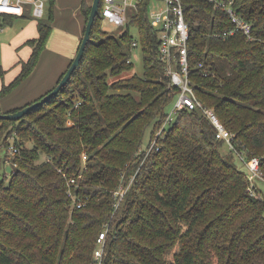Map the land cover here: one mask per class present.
<instances>
[{
  "label": "trees",
  "instance_id": "obj_1",
  "mask_svg": "<svg viewBox=\"0 0 264 264\" xmlns=\"http://www.w3.org/2000/svg\"><path fill=\"white\" fill-rule=\"evenodd\" d=\"M182 2L191 30L190 77L199 98L234 133V147L224 149L226 140L216 137L217 127L199 109H183L159 137L160 148L143 160L146 129L155 121L153 138L177 88L169 86L159 54L151 0L130 11L119 35L96 40L104 19L99 11L68 82L22 118H0V162L12 160L16 169L0 179V264H92L109 220L107 264H264V196L234 159L235 151L245 153V162L259 157L264 179V0H234L238 14L253 24L252 38L240 31L217 35L234 23L208 0ZM82 11L87 22L85 0ZM131 23L142 36L143 74L110 82L132 69ZM38 29L27 40L30 58L0 89V100L36 67L52 15L39 18ZM135 173L115 210L123 174L129 182ZM72 177L73 188L89 196L81 207L69 195Z\"/></svg>",
  "mask_w": 264,
  "mask_h": 264
},
{
  "label": "built area",
  "instance_id": "obj_2",
  "mask_svg": "<svg viewBox=\"0 0 264 264\" xmlns=\"http://www.w3.org/2000/svg\"><path fill=\"white\" fill-rule=\"evenodd\" d=\"M50 0H0V15H23L25 12H30L33 17L44 18L47 11V3ZM103 7L100 11L104 18L116 25H125L130 19V11L137 7L141 0H102ZM155 0H151V3ZM162 2V9L159 12L149 11L150 20L153 26L159 30V54L165 63V73L168 76L169 86L177 88L176 98L173 108L167 113L164 124L156 131L155 136L151 138L148 146L140 148V153L143 154V160L153 150L159 149V137L164 135L165 128L172 122L176 114L183 109H199L204 116L208 117L217 127L216 137L226 140L230 147H234V133L228 129L221 121L213 107L207 106L198 96L196 85L190 77V59H189V41L191 38L190 25L186 17V7L182 0H157ZM215 8L224 9L230 16L234 26L224 32H219V36H227L236 32H243L250 38L252 35L253 24L242 17L234 7V0H208ZM150 3V4H151ZM139 42L133 40L132 45L137 46ZM11 153H16L18 148L11 145ZM244 155V157H243ZM241 158L245 161V153H240ZM50 160V157H47ZM83 159H87V154H83ZM250 168L251 179L254 184L255 177H262L260 170L261 160L255 156L246 160ZM61 171V168H60ZM66 175L65 172H63ZM82 174H80L81 176ZM136 173L133 174L129 182L125 181L123 174L122 183L114 191L115 195V210L121 206L127 192L134 183ZM69 195L72 196L73 205L81 207L87 204L89 196L83 197L73 184L77 183V178L68 179ZM111 229V220L105 222L103 229L97 237L96 247L93 252L92 264H107L106 262V242L109 231Z\"/></svg>",
  "mask_w": 264,
  "mask_h": 264
},
{
  "label": "crops",
  "instance_id": "obj_3",
  "mask_svg": "<svg viewBox=\"0 0 264 264\" xmlns=\"http://www.w3.org/2000/svg\"><path fill=\"white\" fill-rule=\"evenodd\" d=\"M56 1L57 0H54L55 3ZM83 1L84 0L57 1L59 3V12L54 8L51 9L50 5L44 18H49L52 15L51 32L54 28L58 27V22H61L63 24V26H61L62 31L72 35L77 41L80 40L81 43L87 23L86 15L82 11ZM85 1L90 5L93 2V0ZM64 7L66 10L62 9ZM29 16L33 17L28 11L23 15H0V45L3 47V51L0 55V73L4 75L3 81H0V89L4 84L12 82L20 74L22 70V64L20 62L22 60H28L33 51L30 46V48H28L30 52L27 59L21 57L19 54V46L27 43V40L39 34L38 19L30 20ZM14 23H21L22 29L18 30L14 28L13 31H9V33L6 34V25H14ZM13 27L14 26H12L11 29H13ZM23 30L24 32H22ZM79 46L73 51L57 52V56L55 53L49 52L50 47L46 45L34 70L17 87L1 98V110L10 111L25 106L53 89L69 68L78 52ZM20 98H22L20 101H16V99Z\"/></svg>",
  "mask_w": 264,
  "mask_h": 264
},
{
  "label": "rangeland",
  "instance_id": "obj_4",
  "mask_svg": "<svg viewBox=\"0 0 264 264\" xmlns=\"http://www.w3.org/2000/svg\"><path fill=\"white\" fill-rule=\"evenodd\" d=\"M57 1H60V0H57ZM57 1H56V3L54 2L53 8L59 12V10H58L59 9V3ZM122 1L123 0H121V2ZM50 5H52V3H51V1H48L47 9L50 7ZM62 9L66 10L65 7ZM161 9H162V2H160V1L155 0L150 4V11L159 12V11H161ZM54 17H55V15H54ZM46 18H48V17H46ZM29 19L30 20H34V19L36 20L39 18L29 16ZM100 23H101V27L98 30L99 32H97L95 35L96 40L105 38L106 34L119 35L127 27L126 24L125 25H116V24L110 22L109 20H107L106 18L102 19L100 21ZM12 26H14L13 29H11ZM61 26H63V24L61 22H58V27L54 28V30L50 33V39L48 38L49 41L46 44L47 47H50L49 52L55 53V55H57V56H58L57 52H68L70 50H72V51L76 50L80 44V40L77 41V39L75 37H73L72 35L64 33L61 29ZM14 28L21 30L22 24L21 23H14V25L7 24L6 25V30H7L6 34H8L9 31H13ZM102 28L104 30H106V33H103ZM129 28H130L129 30H130L131 34L133 35V39L137 40L139 42V44L137 46H134L132 49V53H131V59L133 62L132 69L124 71L123 73H121L118 76L110 77L109 78L110 82L114 81L116 78H121V77L123 78V77L131 76L133 73L143 74L144 59H143V47H142V43H141L142 36L140 35L139 29L137 28V26L135 24H132V23L129 24ZM22 32H24V30ZM0 40H1V38H0ZM30 46L31 45L28 43L21 44L19 46L20 47L19 48V54L21 57H23V58L25 57L27 59L28 54L30 52V50L28 48H30ZM2 51H3V47H1V45H0V55H1ZM3 78H4V75H1V73H0V81L1 82L3 81ZM135 94L138 95V93H135ZM21 99L22 98L16 99V101H20ZM33 101H35V100H33ZM173 105H174V101L171 100L166 106V112H170L173 108ZM154 123H155V121L151 122L146 129L145 137H144V140L142 143L143 146H148V144L151 140V134H152V129L154 128ZM1 128H2V123L0 121V129ZM12 140L13 139H11V141ZM229 146H231V145L228 144L227 142L224 143V149L225 150L229 151L230 150ZM243 157H244V155H243ZM234 159H235V163L237 164V166L240 169H242L243 171H245L247 173L252 174V172L250 171V168L248 167V164L241 158L240 152H237V151L234 152ZM14 166H15V163L12 162V160H9L6 162L4 161V163L0 162V179L3 178L4 175H7L6 177H9L11 174H13L16 171ZM253 179H254V183H256V185L258 184L260 194L264 196V179H262L261 177H255ZM256 192H257V190H256Z\"/></svg>",
  "mask_w": 264,
  "mask_h": 264
},
{
  "label": "water",
  "instance_id": "obj_5",
  "mask_svg": "<svg viewBox=\"0 0 264 264\" xmlns=\"http://www.w3.org/2000/svg\"><path fill=\"white\" fill-rule=\"evenodd\" d=\"M100 5H101V0H93L91 4V11L88 17V21L86 23L85 32L81 40L78 52L76 56L74 57L73 61L71 62L67 71L64 73V75L61 77V79L57 83V85L52 90H50L48 93H46L43 97H41L40 99L35 100L17 110L0 111V118H8V119H15V120L22 118L24 115L29 113V111H31L32 109L45 103L50 97L56 94L68 82L73 72L80 64L81 59L85 53L87 44L89 43V40L91 39L92 29L94 26L96 16L100 11Z\"/></svg>",
  "mask_w": 264,
  "mask_h": 264
}]
</instances>
